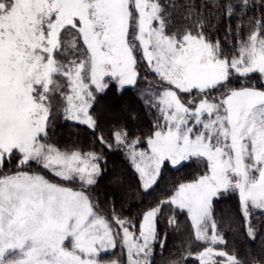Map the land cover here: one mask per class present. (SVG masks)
<instances>
[{"label": "snow or ice", "instance_id": "obj_1", "mask_svg": "<svg viewBox=\"0 0 264 264\" xmlns=\"http://www.w3.org/2000/svg\"><path fill=\"white\" fill-rule=\"evenodd\" d=\"M249 4L229 2L226 17ZM169 17L161 0H0V264H125L101 259L118 247L126 264H152L155 246L167 242L159 229L164 205L186 212L195 241L207 245L199 264H243L215 247L226 241L213 201L238 192L247 235L255 237L252 210L264 212V21H254L225 55L203 20L195 33L169 34ZM144 62L161 81L146 101L158 111L155 130L140 151V139L113 133L117 145L126 144L142 189L153 188L165 162L195 158L206 171L135 218L105 216L91 193L103 157L48 142L53 99L63 97L65 119L95 130L91 110L95 93L109 87L105 78L118 90L136 85ZM235 77L245 83L229 87ZM33 163L58 181L33 171Z\"/></svg>", "mask_w": 264, "mask_h": 264}, {"label": "trees", "instance_id": "obj_2", "mask_svg": "<svg viewBox=\"0 0 264 264\" xmlns=\"http://www.w3.org/2000/svg\"><path fill=\"white\" fill-rule=\"evenodd\" d=\"M229 2L238 5L240 0H161L170 14V34L183 33L186 30L195 33L199 21L203 20L205 32L214 41H221L225 55L233 54L238 37L246 38L254 30V21H264V7L261 6L264 0H250L247 9L237 7L230 21L223 7ZM190 6L192 15L188 11ZM229 28L232 29L231 33ZM138 71L140 77L137 84L125 86L123 89L118 90L115 81L106 79L109 87L98 93L91 110L98 120L95 130L85 124L65 119L57 105L56 115L49 126L48 142L62 151L78 149L82 152L95 151L102 155L103 159L99 163L103 171L97 178V184L91 187V193L100 213L105 216H111L114 211L122 218H135L150 206L167 200L179 184L191 182L206 171L204 161L195 158L178 167L165 165L153 188L148 192L142 189L139 173L128 156L126 144L117 145L113 136L115 131L124 129L128 133L129 142L140 139L141 143L137 146L146 148V138L155 130L158 111L149 107L146 101L159 88V78L150 71L146 62L141 64ZM243 83V78L235 77L230 85L237 87ZM121 102L125 103V110L115 112L114 117H111L106 106L116 108ZM100 137H103L104 143ZM108 145L112 147L109 148ZM14 166L15 162L7 167ZM31 168L58 181V178H54L35 163ZM213 213L218 223V231L224 235L226 241V244L216 245L217 250L235 253L243 264H264V212L252 210L251 222L256 230L254 238L247 235V224L240 211L238 192L229 191L214 198ZM171 216L176 217V224L170 226L167 221ZM159 229L161 238L167 233V242L163 248L155 246L154 254L150 257L152 264H173L174 261L177 264H199L198 253L207 245L195 241L191 219L186 212L175 210L174 205H164ZM101 259L123 260L126 264V251L118 247L102 255Z\"/></svg>", "mask_w": 264, "mask_h": 264}, {"label": "rangeland", "instance_id": "obj_3", "mask_svg": "<svg viewBox=\"0 0 264 264\" xmlns=\"http://www.w3.org/2000/svg\"><path fill=\"white\" fill-rule=\"evenodd\" d=\"M184 33V32H183ZM183 33H179V34H183ZM170 34V33H169ZM69 58L71 59V58H73V57H71V56H69ZM147 64V63H146ZM107 79V77L105 78V80ZM160 85H161V81L160 80H158V83H157V86L158 87H160ZM130 86H134V85H130ZM129 86V87H130ZM241 86V85H240ZM240 86H237V87H240ZM229 87H235V86H232V85H229ZM66 90V89H65ZM215 94V93H214ZM95 95H96V98H97V95H98V93H95ZM195 94H192V95H185L184 96V99H187V100H191V99H193V96H194ZM215 95H217V96H219L220 95V93L219 92H217ZM53 104L54 105H57L58 106V109H59V111L60 112H63V107H64V100H63V97H61L59 94H57L55 97H54V99H53ZM107 107V110H108V113H109V115L111 116V117H114V113L115 112H118V111H124L125 110V103L124 102H121V103H118V105L116 106V108H114V107H112V106H110V105H108V106H106ZM92 114V113H91ZM76 122V121H75ZM143 149H145V148H141V147H139V146H137V151H140V150H143ZM184 163V162H183ZM182 163V164H183ZM165 165H170V166H172L169 162H165V164L162 166V168H161V172H162V170L164 169V167H165ZM178 166H180V165H178ZM178 166H172V167H178ZM42 174V173H41ZM161 174V173H160ZM45 175V174H44ZM47 177V176H46ZM50 179V178H49ZM186 183H188V182H186ZM68 186V185H67ZM111 251V250H110ZM126 251V250H125Z\"/></svg>", "mask_w": 264, "mask_h": 264}]
</instances>
